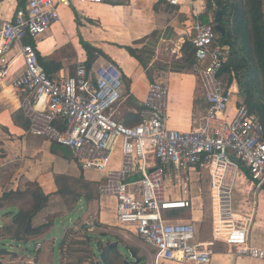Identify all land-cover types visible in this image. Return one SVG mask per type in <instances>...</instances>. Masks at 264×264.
<instances>
[{"label": "built area", "instance_id": "built-area-1", "mask_svg": "<svg viewBox=\"0 0 264 264\" xmlns=\"http://www.w3.org/2000/svg\"><path fill=\"white\" fill-rule=\"evenodd\" d=\"M25 1L11 20L0 18V84L9 76L14 63L10 54L17 49L24 71L14 86L23 94L29 133L67 147L84 172L102 174L97 187L100 196L115 199L117 223L134 229L155 249L156 264L212 262L214 252L198 242L195 223L170 222L165 217L193 207L188 195L192 172L199 169L210 178L215 240H222L240 256L264 261V249L250 242L251 217L233 207L241 163L249 168L255 187L264 186V126L245 105L238 104L234 115L229 114L236 92L221 82L229 49L218 40L214 26L197 18L192 42L194 70L207 105L203 126L189 132L169 129V90L158 82L149 84L140 122L127 126L116 118L124 95V74L118 64L101 61L97 54L90 67L80 61L73 75L52 78L34 45L61 21L62 7L96 5L103 0ZM187 1L193 8L196 0ZM169 3L179 5L180 0ZM116 152L121 162L113 167ZM174 190H181L185 197H174ZM41 248L38 244L36 253Z\"/></svg>", "mask_w": 264, "mask_h": 264}, {"label": "crops", "instance_id": "crops-1", "mask_svg": "<svg viewBox=\"0 0 264 264\" xmlns=\"http://www.w3.org/2000/svg\"><path fill=\"white\" fill-rule=\"evenodd\" d=\"M10 3L11 9L6 10V0L0 2V18L7 20L13 18L19 4H14L12 1ZM217 12L208 11L207 0H196L193 8L187 0H180L179 5H172L169 0H121L118 3L103 0V3L96 5L62 7L61 21L48 31L47 36L40 43L45 39L54 38L59 31H63L64 38L58 40L47 52L39 49L38 52L51 64L52 78H59L62 75L71 76L75 73L78 62L86 61L87 63L88 57L82 45L83 41L84 44L98 51L101 61L114 62L123 70L124 95L116 113V118L120 122L125 124L131 117L141 120V110L149 84L158 82L169 90L168 128L189 132L195 127L203 126L207 107L194 70L195 56L192 44L196 37L194 25L197 18L212 24L220 41L225 35L222 36L216 29L217 25L221 26V22L215 21ZM221 43L224 45V42ZM226 47L230 50V46ZM10 57L14 63L10 67L8 78L0 84V220L3 222L0 230L9 225L19 212L16 201L10 203L7 199L3 200V196L10 192L25 191L26 184L29 182L37 183L46 195L57 192L55 184L57 175L79 176L82 171L87 182L97 184V187L100 182L87 177L88 173L92 172H84L72 156L65 158L60 151H55V143L45 137L29 133L30 118L23 107V94L14 86L15 79L24 71V64L22 58L18 57L17 49L10 54ZM227 81L228 77L224 75L221 79L222 84L226 87L232 86L238 95V97L235 95L232 100L238 98L239 103L241 98L237 82L228 86ZM238 103L235 102L237 106ZM233 107V101H231L230 115H234L236 111ZM116 154L117 152L113 155V160ZM241 166L242 172L239 173L234 187V192L237 191L235 210L242 216L251 217V245L264 249V186L257 189L250 175L248 176L245 172L249 168L243 163ZM203 171L204 169H199V173L192 172L193 183L188 196L193 200V207L189 210L166 213V219L170 222L195 223L198 227V242L204 246H211L214 252L211 264H264V261L240 256L235 249L226 246L222 240H215L214 227L205 224L201 197L192 194V186L197 185ZM200 191L202 189L199 185V194ZM173 192L174 197H185L181 190ZM85 201L88 202V208L86 211L82 208L84 212L76 219L82 218L83 223L89 225L88 231L84 230L85 235L94 239L97 228L92 227L90 219L95 216L100 228L104 229L100 236L102 241L111 236L116 240L109 244V248L117 250L121 255L122 259L118 261V264H126L119 250L120 245L126 246L132 253L134 262L129 264H156L155 249L146 245L134 233V229H129L127 232L139 242L128 240L127 236L121 234L122 231H111V223L115 222L125 232L115 217V199L101 197L96 189L94 197L90 201L86 198ZM55 205H58V209L48 210L67 211L62 204ZM72 212L69 211L66 216ZM37 216L34 217L28 231L44 224L45 218H41V223ZM66 216L58 218L56 223ZM56 223L46 234L31 237L26 244L6 242L5 247L0 246V249H7L10 252L0 256L4 259V264H40V255L43 250L41 242L56 227ZM97 243L98 241L94 243V246L99 247ZM30 244H34L33 255L28 249ZM38 244H42V248L36 253ZM112 245L113 248H111ZM60 255V264H65L61 247ZM43 259L46 260L45 257ZM163 264L177 263L164 262Z\"/></svg>", "mask_w": 264, "mask_h": 264}, {"label": "trees", "instance_id": "trees-1", "mask_svg": "<svg viewBox=\"0 0 264 264\" xmlns=\"http://www.w3.org/2000/svg\"><path fill=\"white\" fill-rule=\"evenodd\" d=\"M19 1V7H23L26 3L25 0ZM207 9L210 13L217 11L223 13L221 26L226 34L220 41H227L230 46L229 59L223 70V74L228 77L227 84L230 86L234 81L237 82L241 98L238 104L245 105L249 112L256 115L264 126V0H207ZM76 19L78 20V15H76ZM82 45L88 57L87 66L90 67L97 60L96 53L98 51L84 44L83 41ZM37 53L43 69L51 77L53 72L51 64L41 57L40 52ZM139 122L140 119L131 117L125 125L132 126ZM245 172L248 176L250 175V170L246 169ZM71 180V177L67 175L55 176L57 186L55 194L61 197L72 195ZM78 180L81 183L85 182L86 188L95 186V184L93 185L84 179V174ZM30 196L33 197L31 208L19 209L12 222L0 230V246L5 247L6 242L26 244L31 237L42 236L54 226V219L50 218L51 224L48 222L27 230V222L29 220L32 222L34 217L47 207L52 197V195H44L42 188L37 183L29 182L26 184L25 191L7 193L3 196V200L15 202L17 199L26 200ZM79 198H81L80 195L76 197L75 202ZM91 198V195H87L88 201ZM66 242L67 236L64 237L60 246L63 260H65L63 252ZM94 243L95 240L91 236H87L84 242H75L72 247L84 246L86 249H83L90 252ZM97 245L101 247L100 242ZM133 251L137 252L136 250ZM84 258L79 257L78 264H83L88 260L86 258L84 260ZM100 258L102 264H118V261L122 259L117 250H110L109 245L105 251H102Z\"/></svg>", "mask_w": 264, "mask_h": 264}, {"label": "rangeland", "instance_id": "rangeland-1", "mask_svg": "<svg viewBox=\"0 0 264 264\" xmlns=\"http://www.w3.org/2000/svg\"><path fill=\"white\" fill-rule=\"evenodd\" d=\"M11 1H12V3L14 2V4H19V2H20L19 0H6V10L11 9V3H10ZM0 2H5V0H0ZM47 33L44 34L43 36H41V38H39L37 42H34V45L39 50H41L42 52H47V50H50V48L52 46H54L58 40L64 38L63 31H59V32H56V35L54 38L45 39L44 41H42L40 43V41L43 40L45 38V36H47ZM39 43H40V45H39ZM45 61H47V60L45 59ZM235 97H238V95H236ZM239 97H240V91H239ZM237 100H238V98H234V100H232L233 106H234L233 108H236L237 105L235 104V102L238 103ZM120 162H121L120 152H117L116 156L114 157L112 166L113 167L117 166ZM81 174H82V171H81L79 176H69L72 179L70 181V185H71L72 192H73L72 195H70L68 197H61L57 194H53L49 200L47 207L41 213H39L37 216L38 217L37 219L41 220V223H42V219H41L42 217L45 218L44 223L49 222L50 224L52 223L50 221V218H52V219H54L53 222L55 225L56 220L58 218H63L64 216H66V213H68L69 211H73L71 214L66 216L64 219L58 220L56 223V227L51 232H49L45 236L44 241L41 242L43 244V250H42L41 255H40V264H60L61 263L60 244L63 240L64 232L66 231V229L69 226H70L69 229L67 230V232L64 235V237L67 236V242H66V245L64 247V252H63V255L65 257V260L63 261V263L78 264L79 257H85L88 260H86L84 258V260H86V261L83 264H102V260L100 258L102 251H105L107 246L110 243L116 241L115 239L112 238V236H111V238L104 239L102 241V238L100 236H101V232L104 229L100 228V225L97 222L98 220L95 218V216H93L90 219V221H92V227L97 228L96 231L94 232L95 234L93 237L95 239V242L98 241L101 243V247L93 246L92 251H90V252H89V250H84V249H86V248H84V246L76 245V246L72 247V244H74L75 242H78V241L84 242L86 240L87 235H85L84 230H87L89 225L84 224L82 218H79L78 220H76V219L79 217V214L84 212V210L86 211L88 208V202L85 201L87 198V195H91L92 197H94V191H96V189H98L96 185L90 186L89 188H86L84 186L85 182L81 183L80 180H78V179H80ZM101 175L102 174H100V173L92 172V173H88L87 177H89L90 179L96 180V181H100L99 183H101L103 181V178H102L103 176H101ZM198 184L200 185V187L202 189V191H200V194L198 193V187H199ZM33 189L35 190V188H33ZM42 192L44 195H46L44 190H42ZM192 194H193V196L199 195L201 197V202L203 204V210H204V215H205L204 216L205 217V224L208 226L211 225L212 227H214L213 226V219H212L213 218V216H212V208L213 207H212V198H211V189H210V178H209V175H208L206 170L201 173V176H199L197 185L192 186ZM79 195L81 196V198H79L78 201L75 202L76 197ZM236 197H237V191L235 190V192L233 194V207H234V209H235ZM105 198H108V197H105ZM11 202L13 203V201H10V203ZM56 203L62 204L65 207V210H67V211H55V212H53L52 209H58V205L57 206L55 205ZM15 204L19 209H30L31 206L33 205V197L30 196L26 200H18L17 199ZM50 208H52L51 211L48 210ZM82 208L84 210H82ZM38 220H36V221H38ZM75 220H76V222L73 224V222ZM2 223L3 222L0 220V225H2ZM111 224H112L111 228H110V229H112L111 231H114V230L122 231L121 234H123L124 236H127L128 240L139 242L133 235H131L130 233L127 232V230L129 231L128 228L120 226L121 228H123L125 230V232H124L123 230H121L116 225L115 222H112ZM111 233L113 235H117L114 232H111ZM30 246H32V247H30ZM30 246L28 247V249L32 251L31 255H33L34 254L33 253L34 252L33 251L34 244H30ZM119 250L122 253V255L124 256V262L126 264L134 262L133 257H132V253L126 248V246L120 245ZM43 257H45L46 260H44ZM3 260L4 259L2 257H0V264H4ZM134 264H136V263H134Z\"/></svg>", "mask_w": 264, "mask_h": 264}, {"label": "water", "instance_id": "water-1", "mask_svg": "<svg viewBox=\"0 0 264 264\" xmlns=\"http://www.w3.org/2000/svg\"><path fill=\"white\" fill-rule=\"evenodd\" d=\"M105 2H111V3H118L120 2L121 0H104ZM223 19V13L222 11H218L217 14H216V17H215V21L216 23H220ZM216 29L218 30V32L224 36L225 35V30L222 26L220 25H217L216 26ZM224 45L225 46H229L228 42H224ZM55 151H60L62 153V155L65 157V158H70L71 154H70V151L67 147L65 146H62V145H56L55 148H54ZM31 228V220L28 221V224H27V229H30ZM115 246V245H114ZM111 248H113V245L111 246ZM10 252L7 250V249H0V256L2 255H6V254H9ZM134 255V254H133ZM135 257V256H134Z\"/></svg>", "mask_w": 264, "mask_h": 264}]
</instances>
